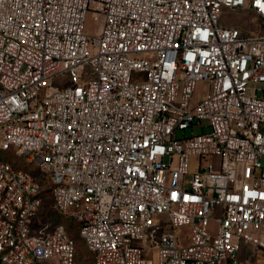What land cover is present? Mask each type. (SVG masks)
Masks as SVG:
<instances>
[{
    "label": "built area",
    "instance_id": "2783aa9c",
    "mask_svg": "<svg viewBox=\"0 0 264 264\" xmlns=\"http://www.w3.org/2000/svg\"><path fill=\"white\" fill-rule=\"evenodd\" d=\"M226 10L264 30V0H0V264H76L58 217L92 264L264 261V33Z\"/></svg>",
    "mask_w": 264,
    "mask_h": 264
},
{
    "label": "rangeland",
    "instance_id": "374dc122",
    "mask_svg": "<svg viewBox=\"0 0 264 264\" xmlns=\"http://www.w3.org/2000/svg\"><path fill=\"white\" fill-rule=\"evenodd\" d=\"M224 14H225L224 20L226 21L227 25L242 27L245 30V32H247V33H256V32L264 33V30L259 29L260 28L259 25H256L253 23V15L249 11H246V10H237V11L226 10L224 12ZM99 25H100V16H98L94 13H89L87 18H86V23H85L86 33L91 35V36H94ZM205 89H206L205 83H201L200 85H198V90L196 92V96H201L202 90H205ZM190 132H191L190 130L187 131V133H186L187 136L190 135ZM179 136L183 137V133H179ZM14 159L15 160H13V162L15 161L14 163L16 165H21L16 158H14ZM261 163L264 165V159L261 160ZM45 182H46V186H47L48 181L46 179H45ZM50 196L51 195L48 191L46 194L47 199H46L44 207H43V212L51 211ZM58 220H59V222H61L62 224L65 225L67 230L71 233L73 238L78 243L76 264H92L93 257L91 255V253L86 249L84 244L82 243L80 236H79L77 225L71 223L70 221H67L63 217H58ZM180 232L187 234L188 231H187V229L181 228ZM244 250L245 251L247 250V252L253 257L256 255V250L251 245H245ZM257 254L260 258H264V251H258ZM244 257H245V255H242L241 259H243ZM246 264H255V263L251 262V260H250L249 262H246ZM256 264H264V261H259V262L257 261Z\"/></svg>",
    "mask_w": 264,
    "mask_h": 264
},
{
    "label": "trees",
    "instance_id": "16d2710c",
    "mask_svg": "<svg viewBox=\"0 0 264 264\" xmlns=\"http://www.w3.org/2000/svg\"><path fill=\"white\" fill-rule=\"evenodd\" d=\"M81 239V238H80ZM82 241V240H81ZM83 243V242H82ZM84 244V243H83ZM85 246V245H84ZM86 247V246H85ZM87 249V248H86ZM88 250V249H87ZM92 255V254H91Z\"/></svg>",
    "mask_w": 264,
    "mask_h": 264
}]
</instances>
